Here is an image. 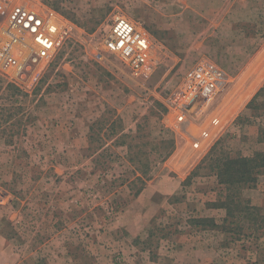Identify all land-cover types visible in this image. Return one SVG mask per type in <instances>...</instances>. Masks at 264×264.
<instances>
[{
	"label": "rangeland",
	"instance_id": "374dc122",
	"mask_svg": "<svg viewBox=\"0 0 264 264\" xmlns=\"http://www.w3.org/2000/svg\"><path fill=\"white\" fill-rule=\"evenodd\" d=\"M6 2L10 8L24 5L43 14L52 12L69 28L48 63L35 66L24 76H17L11 68H0V189L9 190L16 203L8 213L12 221L5 219L0 225L6 238V264H84L93 261L95 242L102 250H111L104 256L111 264H146V239L141 241L145 234L131 243L137 247L139 261L129 262L122 251L113 250H119L118 244H130L126 231L113 228L121 213L113 195L117 187L113 175L119 174L118 180L141 175L134 184L138 189L145 180L147 184L158 175H166L164 164L181 165L182 170L196 164V168L216 144L215 156L240 152L249 157L264 151V142H258L264 130V93L256 108H244L257 87L255 82L244 90L247 82L243 80L238 83L240 89L222 97L221 126L208 148L193 149L188 136L175 127L168 107L178 80L196 64L215 63L231 77L240 76L247 65L252 75L264 70V54L254 62L256 50L264 46V0ZM117 16L130 19L149 35L152 59L148 71L137 75L119 57L104 50L103 41ZM8 84L23 94L13 96ZM87 112L96 114L93 140L90 147L79 151L78 145L68 144L66 139L75 136L74 127L83 131L84 122L78 121ZM190 130L197 132L196 128ZM113 138L127 146L114 147L110 144ZM168 152L171 154L166 158ZM119 156L129 165H112ZM103 173L102 180L99 176ZM193 177L195 187L214 188L217 200L223 196L208 165ZM263 190L264 175H260L256 186L245 189L243 195L264 209ZM184 198L180 192L170 200ZM194 207V213L188 215L184 206L161 211L150 227L149 247L156 251L160 238L178 231L164 227L167 216H172L174 222H188L180 233L184 239L194 236V243L199 241L196 236L208 237L201 231H215L209 233L216 252L213 264H264V232L257 238L232 241L224 229L191 223L198 218L210 219L196 217L201 214Z\"/></svg>",
	"mask_w": 264,
	"mask_h": 264
},
{
	"label": "built area",
	"instance_id": "2783aa9c",
	"mask_svg": "<svg viewBox=\"0 0 264 264\" xmlns=\"http://www.w3.org/2000/svg\"><path fill=\"white\" fill-rule=\"evenodd\" d=\"M68 33V26L52 12L43 14L24 5L10 8L6 0H0V68H11L17 76L27 75L55 56ZM103 48L137 75L150 69V37L124 16L113 20ZM98 57L102 59V54ZM229 86L228 74L215 63L205 62L188 69L172 90L168 107L175 127L188 136L193 149L208 148L218 135L221 99L229 93ZM191 128L197 132L192 133Z\"/></svg>",
	"mask_w": 264,
	"mask_h": 264
},
{
	"label": "crops",
	"instance_id": "0c3cea01",
	"mask_svg": "<svg viewBox=\"0 0 264 264\" xmlns=\"http://www.w3.org/2000/svg\"><path fill=\"white\" fill-rule=\"evenodd\" d=\"M263 54L264 46L261 45L254 54V62L256 61V59L261 58ZM252 63L253 62H251V64ZM262 68H264V63ZM229 79L230 86L228 92L230 94L234 93L233 91L239 88L238 83L242 82L243 80L247 82V84L244 86V90L249 89L250 85L255 82V85L257 87H255V90L252 92V95L246 102L244 108H246V106L256 97L259 91L264 88V70H261L259 73L252 75L249 71L248 65L240 76H229ZM220 108L222 109L221 106ZM82 115L83 119H79L78 122H84L83 131H81L78 126L74 127L72 131L75 133V136H73V138L68 137V139H66L68 144L78 145L80 148L78 149L79 151H81V149L83 150V148L85 147L91 146V141L93 140L91 135L92 127L94 125L93 116H95L96 114H91V112H87L86 114ZM117 137L118 136H116V139ZM61 143H63L64 145L66 144V142L64 141ZM110 144L118 148L127 146L124 143H117L115 138L112 139V142H110ZM103 145L104 144H101L100 146ZM121 163H127L129 165V162L125 160L124 157L120 158V156L113 160L112 165L118 167V165ZM195 166L196 164L192 165L187 170H182L181 165L176 168L175 166L172 167L171 165L168 166L167 164H164V169H167L168 173L166 175H158L149 182H147V184L144 185L142 191L138 194V196H135L136 192L134 191V184L138 181V177H140L141 175L137 176L136 174H134L132 178L126 176V180H118L119 174L112 176V178L117 180L114 181L117 187L115 188L113 195L118 200L116 204L119 205L121 208L120 216L118 215L117 219L115 220V225L113 226V228H115L116 230L119 229L120 231H126V235H128L126 237V240H129L130 242L129 245L127 244L120 246L118 244L119 250H116L114 247V252L122 251L124 253L125 259L128 258L129 262L134 261L135 258H137L136 261H139L140 255L137 253V247L135 248L131 243H133L135 239H138L140 235L145 234V238H142L141 241H144L146 239V264H183V262L185 261L186 263L191 262L193 264H213L216 252L213 250V238L209 236V233H214L215 231H201V235H208V237H205L206 239H202L196 236L195 238L199 239V241L194 243V236H191L190 234V236H187V238L184 239L186 236H183L180 233V228L182 227V225L184 223L187 224L188 222H183L179 219L177 220V222H174L172 216H167V220L166 218H164L162 222L166 220V225L164 224V227H174L175 229H178V231H174V233L170 234L167 238H160V246L159 248H157L156 251L155 249L149 247L151 246V244L149 243H152V233L150 231V227L153 226V224L155 223V218L161 211H177L178 209H180V207L184 206L183 211L186 215H188L187 213H194V209L192 207L195 206L194 208H196V212H200L201 214L200 216L196 217L205 216L206 218L213 219L218 225L221 224L225 219L226 211L224 209L209 206L210 203H215L217 200L216 190H214V188L212 190V188L210 187H203V185L200 187H195V177L190 178L192 177L191 174L192 171L195 169ZM59 171L62 172L63 177H65L63 166H60ZM105 174L106 173L100 174L102 176L99 177L103 180ZM109 177L107 176V178ZM121 177L122 175H120V178ZM180 192L185 195L186 199H180V201L173 200L174 202H172V200L170 199L175 195H178ZM14 197L15 196H13L9 190L0 189V225L3 223V221H5V219H10V221H12L11 217H8V213L10 214L16 206V203L14 202ZM209 197H211V199ZM122 201H124V203ZM195 201L196 204H194ZM197 205L199 207H197ZM188 206L191 209H188ZM157 222L160 223L161 219L159 218ZM129 238L132 239V242ZM113 243L115 246L117 242L115 241ZM5 244L6 238L4 237L1 231L0 264H6V259L8 258ZM95 244H97V246H95L94 249L97 251H93L92 253L93 261L90 260L89 262H85L84 264H111L104 257L105 255H108V253H111V250H102L101 245L96 242ZM199 245H204L207 247L206 249H199ZM131 254L134 255V257L129 256ZM10 260H12V258H10Z\"/></svg>",
	"mask_w": 264,
	"mask_h": 264
},
{
	"label": "trees",
	"instance_id": "16d2710c",
	"mask_svg": "<svg viewBox=\"0 0 264 264\" xmlns=\"http://www.w3.org/2000/svg\"><path fill=\"white\" fill-rule=\"evenodd\" d=\"M7 89L8 91L12 90L15 97H20L23 94L22 90L13 84H8ZM263 93L264 88L246 106V109L256 108V103ZM258 142H264V130L260 131ZM170 144L173 146V142ZM216 150L217 144L195 168L194 172L200 170L203 165H208V168L214 172L219 186L226 193L223 192V196H219L218 200L215 203H210L209 206L224 209L226 217L220 226L213 219L204 218L191 220V223L195 226L224 229L232 241L257 238L260 233L264 232V209L252 204L251 200L245 198L243 193L245 189L255 187L258 177L264 175V151H256L252 156L246 157L240 152L234 156L225 152L215 156ZM170 154L171 152H168L166 158ZM194 172L191 175H194ZM140 177H138V181H140ZM145 184L142 183L138 189H135L134 186L135 196H138Z\"/></svg>",
	"mask_w": 264,
	"mask_h": 264
},
{
	"label": "bare ground",
	"instance_id": "6f19581e",
	"mask_svg": "<svg viewBox=\"0 0 264 264\" xmlns=\"http://www.w3.org/2000/svg\"><path fill=\"white\" fill-rule=\"evenodd\" d=\"M239 89H240V88H239ZM229 96H230V95H229ZM233 114H234V113H233V112H231V114H230V115L232 116ZM220 126H221V125H220ZM217 129H219V128H217Z\"/></svg>",
	"mask_w": 264,
	"mask_h": 264
}]
</instances>
